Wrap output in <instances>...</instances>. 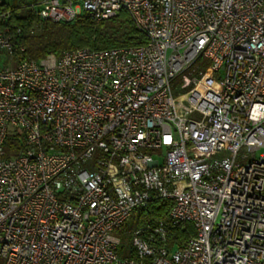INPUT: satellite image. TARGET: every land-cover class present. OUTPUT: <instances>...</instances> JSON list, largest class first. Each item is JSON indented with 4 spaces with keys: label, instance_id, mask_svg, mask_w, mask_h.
<instances>
[{
    "label": "built area",
    "instance_id": "2783aa9c",
    "mask_svg": "<svg viewBox=\"0 0 264 264\" xmlns=\"http://www.w3.org/2000/svg\"><path fill=\"white\" fill-rule=\"evenodd\" d=\"M39 7L57 23L123 10L144 42L24 59L0 1L2 264H264V0ZM199 57L210 80L174 95ZM158 200L167 219L133 230L136 258H120L116 234ZM184 224L194 235L169 251Z\"/></svg>",
    "mask_w": 264,
    "mask_h": 264
},
{
    "label": "trees",
    "instance_id": "16d2710c",
    "mask_svg": "<svg viewBox=\"0 0 264 264\" xmlns=\"http://www.w3.org/2000/svg\"><path fill=\"white\" fill-rule=\"evenodd\" d=\"M34 2L36 4L37 0ZM33 6L22 4L19 7H11L4 4L5 9L12 14L13 24L22 29L21 46L24 59L40 60L48 55L60 56L64 52L85 47L92 50H106L137 46L144 42L143 36L123 10L99 22L87 15H81L71 21L57 23L40 20L35 15ZM193 64L195 77L210 80L209 63L206 59L199 57ZM15 147L16 143L7 140L5 143L7 156ZM170 208V201L158 200L152 202L147 208L135 209L130 218L131 225L125 224L120 232L133 231L144 225H154L160 220H166ZM194 233L190 224L171 229L168 234L167 249L169 251L178 249ZM118 255L120 258H136L131 244L126 249L121 242ZM0 264H2L1 260Z\"/></svg>",
    "mask_w": 264,
    "mask_h": 264
},
{
    "label": "rangeland",
    "instance_id": "374dc122",
    "mask_svg": "<svg viewBox=\"0 0 264 264\" xmlns=\"http://www.w3.org/2000/svg\"><path fill=\"white\" fill-rule=\"evenodd\" d=\"M6 5L11 7H19L22 4L25 6H32L36 9L40 8L39 3H36L33 0H0ZM194 77V64L188 67L186 70L182 71L180 75H178L172 82L171 88L174 95L178 93H184L191 88V84H189L190 78ZM127 226L131 225V220L126 223ZM132 230H125L124 232L117 233V237L120 238L121 243L126 247L131 244L132 239Z\"/></svg>",
    "mask_w": 264,
    "mask_h": 264
},
{
    "label": "crops",
    "instance_id": "0c3cea01",
    "mask_svg": "<svg viewBox=\"0 0 264 264\" xmlns=\"http://www.w3.org/2000/svg\"><path fill=\"white\" fill-rule=\"evenodd\" d=\"M34 1V0H33ZM44 0H37V3H41V2H43ZM1 3H3V2H1ZM4 4V3H3Z\"/></svg>",
    "mask_w": 264,
    "mask_h": 264
}]
</instances>
